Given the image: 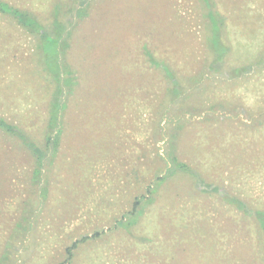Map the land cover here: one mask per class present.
Instances as JSON below:
<instances>
[{
  "label": "rangeland",
  "instance_id": "1",
  "mask_svg": "<svg viewBox=\"0 0 264 264\" xmlns=\"http://www.w3.org/2000/svg\"><path fill=\"white\" fill-rule=\"evenodd\" d=\"M2 1L46 27L57 7L65 19L75 7ZM212 2L230 49L218 73L208 69L217 51L205 44L204 1H89L88 16L69 27L64 65L74 88L44 184L31 185V158L0 131V264H60L85 237L69 264H264L254 219L224 200L264 210V0ZM145 43L178 73L176 101L146 62ZM43 51L0 12V117L40 146L53 92ZM172 156L192 172L159 182ZM150 185L154 201L134 232L151 242L140 245L119 220Z\"/></svg>",
  "mask_w": 264,
  "mask_h": 264
},
{
  "label": "trees",
  "instance_id": "2",
  "mask_svg": "<svg viewBox=\"0 0 264 264\" xmlns=\"http://www.w3.org/2000/svg\"><path fill=\"white\" fill-rule=\"evenodd\" d=\"M89 1L90 0H74V10H71V16L67 19H65V16L61 13V9L57 7L52 14L53 20L50 22L49 26L46 27L28 12H24L0 0V12L3 15H9L30 36L34 37L38 43H42V46H44L42 55H44L45 60L41 62L40 66L51 78L53 83V92L49 103L48 132L45 136L43 145L40 146L36 143L17 125L11 124L0 117V131L15 140L18 145L22 146L32 160L33 173L30 178L32 186H41L45 183L43 181V173L47 162H53L58 157L60 151L63 135L62 116L67 107L64 95L66 93V95L69 96L72 88H74V85H72L73 83L70 82L72 71L68 70L64 65V62H66L64 55L66 49L69 47L68 39L71 37L69 27H72V25L74 27V23L88 16L89 13L87 8L90 7ZM202 1H204L206 6V12L204 14L206 19L205 28L209 31V34L206 35L205 44L206 46L207 43L209 44L213 53L217 51V56L211 65H208L210 66L208 69L211 72H213V69L216 72L223 71L224 59L222 58L223 56L225 57V54L228 55L230 51L229 47L224 43L226 20L222 13L218 9H215L217 7L215 6L216 2L215 4H211L213 3L212 0ZM144 49L146 62L151 68L158 69L164 73V80L167 84L166 94L168 93L172 97H175L173 101H176L181 95V82L179 81L178 73L175 72L165 59L158 58L152 50L148 49V43L144 44ZM251 67V65H245L242 66L241 69L238 67L236 69L233 68L234 72L231 77H241L244 73H247ZM191 172L187 163L180 161L177 156H172L168 174L164 177L158 175L157 179L159 182H164L169 174H186ZM147 190V194L137 197L131 209L125 214L122 220H119L120 227L140 245L151 242L149 237L137 235L134 232V227L139 224L145 209L154 201V186L150 185ZM224 200L231 207L254 219L260 231V240L264 248V210L250 207L242 199L230 195H226ZM25 221L28 222V219L26 220L24 218V222ZM17 227H23V223H18ZM98 236H100L99 232L94 235V238ZM86 241H88V237L75 242L69 247L67 249L68 258L60 264H69L74 256L73 252L78 248L80 243H85Z\"/></svg>",
  "mask_w": 264,
  "mask_h": 264
}]
</instances>
